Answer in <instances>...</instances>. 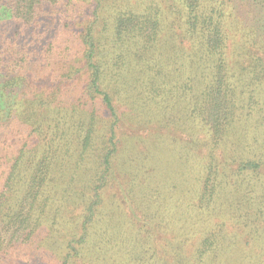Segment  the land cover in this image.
Wrapping results in <instances>:
<instances>
[{
  "label": "trees",
  "instance_id": "obj_1",
  "mask_svg": "<svg viewBox=\"0 0 264 264\" xmlns=\"http://www.w3.org/2000/svg\"><path fill=\"white\" fill-rule=\"evenodd\" d=\"M170 3V30L194 36L172 88L187 79L195 107L171 122L194 123L195 167L156 189L129 165L115 76L139 45L159 76L164 4L88 0L86 30L70 31L58 21L86 12L78 0H0V264H264V39L240 42L232 65L225 1Z\"/></svg>",
  "mask_w": 264,
  "mask_h": 264
},
{
  "label": "rangeland",
  "instance_id": "obj_2",
  "mask_svg": "<svg viewBox=\"0 0 264 264\" xmlns=\"http://www.w3.org/2000/svg\"><path fill=\"white\" fill-rule=\"evenodd\" d=\"M223 1H225L223 7L227 12V30L231 35L228 53L233 62L232 65H234L239 57H236L237 49L239 47V51H241L242 42L249 41L254 44L255 41L260 43L264 39V2L262 0ZM78 2L84 3L82 6L86 12L83 15L81 13V16L68 18V13L66 15L62 9L61 16L63 15V17L59 16L62 20L58 23L66 22L69 26L68 30H73L74 25H76L78 31H85L91 18L88 9L92 5L88 4V0H78ZM153 2L164 4L167 13L164 35L158 39L159 44L155 48L154 55L157 61L156 69L160 70V74L152 77L153 70L144 59L147 50L139 45L136 48L139 54L133 52L129 68L125 70L124 74L115 76V80L120 81L122 78L120 84H126L125 97L128 100V105L125 109L129 112V129L126 126L124 132L126 135L129 134L128 146H126L128 147L126 154L129 165L131 167L137 163L139 170L143 169V166L147 170H151V177H154L152 179L153 186L156 185L155 188L159 189L180 182L179 178L182 177L183 173L188 176L194 172V123L190 124L187 121L180 127H175L171 122L175 113L190 117L195 107L191 97L193 88L189 89L184 85L187 79H182L181 83H177V88H172V86H176L173 83V67L176 65L174 61L178 63L181 60L178 65L182 61H188L187 59L183 60L185 59L183 57L190 50L195 49L192 45L194 36L181 41L180 35L178 36L173 33V30H170L173 22L177 19L176 16H178L177 12L172 11L173 6L170 0H109L108 6L112 10L119 9V7L138 10L147 8ZM6 16H9L8 10L0 4V22H3ZM102 23L104 22L100 18L98 27H102ZM178 26L182 32L186 31L184 26V29L181 28L180 24ZM18 30L19 26L13 25L11 35L15 36ZM179 33L177 31V34ZM112 38L110 37L109 40L111 41ZM114 83L116 82L114 81ZM246 92L248 93L247 97L249 95L258 97L257 91L254 92L252 85ZM120 108L121 105L118 106V109ZM235 140L236 138L233 139V142ZM115 190L116 186L114 185L110 187L109 193H114ZM126 205L129 207L128 202ZM28 255L30 254L25 253L23 256H18L16 252L11 254V257L17 260V264H30L31 259L26 258Z\"/></svg>",
  "mask_w": 264,
  "mask_h": 264
}]
</instances>
